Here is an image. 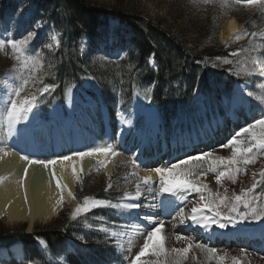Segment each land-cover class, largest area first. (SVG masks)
<instances>
[{
    "label": "rangeland",
    "instance_id": "1",
    "mask_svg": "<svg viewBox=\"0 0 264 264\" xmlns=\"http://www.w3.org/2000/svg\"><path fill=\"white\" fill-rule=\"evenodd\" d=\"M83 1L86 4H90L91 7L97 9L105 8L107 12L111 14L106 20V30L103 31L104 34H100V36L95 37L92 43H89L86 37L78 35V50L85 62L84 66L89 72V75L85 76L83 79H78V83L71 84V90L68 91L67 89L60 100L54 98V94H56V92L54 93L55 90L46 93L43 96H38L36 108L33 109V113L30 114L34 117L35 122H40L39 124H41L42 122L44 124H49V122L51 121L49 118L51 112H54L60 116L64 115L65 117V102L69 94L73 95L74 99H72V102L74 104L77 102H81L80 98L82 97V95L84 96V92L88 95V97L92 98L93 100H97L99 98L98 94L93 89V84L95 83L100 85L104 95V99L105 101H107L106 104H112L113 106L118 103L123 104V101L129 92V87L134 84H139V91L144 94L150 93L147 92V89L151 88V91L154 89V81H149V77H145L147 76V74H145L143 68L138 67L137 63H129L128 66H124V68L122 66L106 65L103 63V61L111 60L113 62L120 61L127 55V53L134 51L132 49L131 43L129 42L130 35L128 29L115 17L116 13L118 12L124 13L128 16L137 17L143 21L150 22L152 25L154 24L163 27L165 33L169 34L175 43H185L183 48H186L185 51H187L188 53H210L209 57H205V62L200 63V61L198 60L197 63L204 70H212V75L207 78V82L209 83L211 89H213V93L209 99L206 98V100L203 102H200L201 98L197 97V100L191 104L190 110L187 113L179 114L180 116H177L179 120V125L178 127H174L175 129H172V136L177 130L181 133L182 131L186 130H195L197 125H201L205 120L210 121V118L212 116H215V114L217 113L219 116L225 114V110L221 108L220 103L223 97H226L228 100L232 98L234 91L233 88L237 81L243 80L245 82H248L250 85L249 90L253 92H259L260 90H264V71H262V68H264V64L251 65L248 62L249 55H259L261 57H264V41H262L260 37H257L254 42H251L252 38L250 36H247L238 41L234 39L226 45L223 43L224 46H222L221 50H226V54H222L223 51L217 49L216 47H213L211 43L205 46V44L202 43L203 41L198 42L202 38V36H204V34H206L207 32L209 33L211 31L212 21L215 24H220V27L221 25H223L222 23L225 22L224 20L228 19L230 16L235 17V19L242 25V32L245 30L249 33H251L252 31H256L258 33L264 31V15L251 8L247 9L246 7L234 5L229 9L221 10L217 5L214 4H210L207 6L203 4L194 5L192 3V0ZM21 13H23L22 17L20 15ZM18 19H22L23 24L17 29L14 27V25ZM59 21L60 19L58 9L55 8L52 14L49 0H0V34L3 33L4 22H7V26L9 28V32L7 33V35L14 36L15 38H21L25 30L30 27L31 24H35L36 22L42 23V28L39 30V36L34 41H32L31 44L35 50L42 51L43 53V67L40 71L43 74V80L46 79V81L44 82L50 84L54 82L55 85H57V81L55 78H53L54 74L52 73V71L53 55L56 52L57 45L54 42H51L49 37L53 33H58L59 40L62 39L64 42H69L72 39H77V37H73L71 31H69L64 24H60ZM198 29H202V32H200V30ZM219 36L216 35L218 42L220 41L218 39ZM211 37L212 33L210 38H206V41H211ZM82 42L84 45L83 52L81 51ZM46 43H52V47H45L44 45ZM110 45L119 48L120 54L110 57L105 56L103 53H101L100 50L104 46L108 47ZM253 47H258L259 50L257 52L252 53L246 51ZM75 51L77 50L73 46L68 49L69 53H76ZM233 52L238 53V55H231V53ZM10 55L11 50L7 47L3 51H0V101L5 98L6 82L9 84L12 83V78L18 75L15 70L11 69L13 61L10 59ZM69 57L73 59V56ZM153 57V54H150V56L145 61V64L149 66V70L151 71H153L155 67L157 68V63L155 60V66L148 64L149 58L153 59ZM225 58L232 60L233 63L224 64L223 60ZM69 61L70 66H72L73 61L70 59ZM245 68H247L248 71L251 72V74H247ZM71 73L75 75V69ZM153 73L156 72L153 71ZM237 73H239V75H237ZM66 75L68 76L69 74ZM88 77L92 78L88 79ZM182 80V77L178 78V82L176 83H179L182 86ZM181 86H176L177 95L179 94ZM26 95H28L27 91L21 93V98H24ZM172 97H174L175 99L176 96ZM78 99H80V101H78ZM250 100L252 102L253 110L259 117L261 115V110L264 109V104H261L260 101L255 100L253 98H251ZM166 102L170 103V100L167 99ZM0 107H2V103H0ZM144 107L151 111L156 110L157 113H159V110L155 107V105L151 104L149 101L145 102ZM164 114L166 118L165 123L168 127L169 123L167 119L169 116H176L175 109L170 107L167 113ZM87 116L90 117L88 113ZM238 116L237 117L238 120H240V124L243 122V125L241 124V127L253 122V120L251 119L248 120V118H246L247 116H245L243 112H240ZM160 118L164 124L163 118ZM84 122V119L82 121V118L80 119L78 117L74 125H80L84 127ZM67 123L68 121L66 120V124H64V126H68ZM98 124L99 117L92 118L89 124L90 135H88L87 138L85 137L86 142L88 143V147H85L83 144H80L79 147H83V150L78 147L80 149H78V151H89L93 148V142L95 141L99 133ZM143 125L144 122H142V120H139L138 126L142 128L141 126ZM18 126V129L23 132V125ZM50 137L52 136H48V139H46L47 137L43 138V141L41 140V142L45 143L49 140ZM6 138L7 139H5L4 137V141L6 142H4V144L13 146L11 144V140L8 137ZM71 138L72 137H69V139ZM225 139L227 140L226 137ZM225 139L222 141L221 139H219V141H217V143H214L213 146L209 147V149L216 148V155H221L225 157L229 156L231 154L229 149H218V146L221 143L226 142ZM1 140L2 141H0V145L1 143H3V139ZM6 140H8L9 143ZM47 144L48 143H46L44 147V154L46 152L45 150H47ZM22 149L24 148L22 147ZM39 149V152H43L42 148ZM29 153L30 152H28V155L30 156ZM47 155L48 154H46V156ZM121 155L118 156L117 159H115L116 161L114 160L115 163L113 164V168L109 173L106 172L105 169H96L80 179L74 178L75 188L74 192L72 193L73 196H70L72 200L68 203H63L58 214L52 217L51 219L47 220L40 215L33 216L34 213H32L30 217H32L34 221L33 224L30 225L29 221L9 220L8 217L13 216L14 213L0 217L1 237H3V234L6 233L29 234L35 231L40 232L42 230L52 228L57 224L62 225L63 221H65L63 225L64 229H67V232H65L64 234L68 233L70 238V240H66L64 242L53 240L51 242L52 248H49V251L46 252L45 250L47 245L45 243L41 244L40 241L42 240H39L36 248L37 254L33 260H27V254L23 246V261L17 262L14 259H10L7 262L0 261V264H57V261H59L60 264H68V261H66L63 257L65 256V254L76 257V250L79 253H87L88 250L96 251L95 249L99 247V244H103L105 248L101 250L102 254L98 258L94 257L90 260V264H128V258L139 251V247L143 243V236L146 235V232H144L143 235L138 236L134 234L135 236H133V246L131 247V251L127 250V237L125 238V241L123 243L124 250L118 248L117 250L113 251L107 245V237L101 235V233L104 232L98 230L100 229L101 225L109 228H114L116 226L121 225L119 223L127 221V213L121 214L115 209L107 208L93 209L91 212L80 214L76 217V219H72L73 212H75L78 205L83 203L85 197L99 199L97 198L98 195H100V193H104L108 194V200H111L113 203H116L119 202L120 198L123 196V193L125 191L133 193L135 192L136 178L130 175V173L134 171L132 166L126 163L127 159L130 156L126 153H122ZM87 157L90 161H93L94 156ZM29 158L33 159V157ZM48 159L50 158L44 157L40 160L47 161ZM261 168H264V159L258 160L255 165H249L247 167V175L239 176L238 181L235 185L231 184V182L229 181H224L223 186L218 188L215 182L214 173H208L205 182L208 184L209 188L213 192L217 190L223 192L224 188H227L228 194L231 195L233 191L239 193L242 186H250L252 182V173L258 172ZM53 172H55L53 166H50L48 169H45L44 166L40 164L39 169L36 172L37 174L34 180H32L33 184L35 186H39L43 181H45V179H52ZM55 174L56 178L60 181L61 179L58 173L55 172ZM136 174L137 177H143L137 172ZM24 177L25 173L23 172V178ZM110 177L112 188H110L108 191H105V188L110 182ZM6 181L7 179H2L0 180V183ZM129 181H132V183H129ZM153 183H158V180H153ZM62 187L65 190L69 189L65 185ZM260 192L261 189H257V195H259ZM142 193L144 195V199H142L143 205L158 204V201L160 199H164L163 197L153 199L152 194L147 191H143ZM20 197H24V192L22 189L20 190V195L17 193V196H15V203L20 201ZM167 199L174 200L175 198L168 197ZM187 199H195V194H192ZM261 202H264V199H262ZM191 206L192 205L190 203H187V201L181 202L179 200H176L175 205L173 206L176 209H172V211L168 210V206H157L155 208L149 207L148 209H146V211L150 213V215L146 217H151L153 219V224L158 223L159 221H164L163 232L168 236L167 246L169 248L183 246L182 242L178 243L174 239L175 234H181L191 237L197 243H203L205 245L215 247L220 252V254L227 253L228 259L226 260V264H231L232 256L238 257L241 261V264H264V239L261 241L258 239L247 240L249 242L246 241V236L249 234L253 235L254 237L262 233L264 234V220H248L244 221L243 223L237 224L235 227L229 225V227L226 229H218L213 225L211 231L212 234L217 233L229 236L231 238L234 236H239L241 234L244 238L238 241H236L237 239H235L233 240V242L230 241V243L225 245L222 242L217 241L215 242V244H208V242L204 241L202 237H192V233L195 230L194 228H200L197 227V225H193L190 220L186 221L185 224L190 223L191 228L186 231L181 229V224L179 223V217L177 216V213L181 207L185 208V211L187 212L191 208ZM170 207L171 206H169V209ZM143 208L145 207L140 208L141 212L144 211ZM21 212L25 214L24 208L20 211L19 215H23ZM101 216L104 218L103 220L97 219V217ZM120 219H123L124 221H121ZM112 223H114L115 226H112ZM149 225V227L152 226V224ZM173 225H175V227H173ZM200 230L202 231L203 229ZM128 231L130 235H132L131 230ZM202 232L205 231L203 230ZM205 233L210 234L209 232ZM50 249L51 251H53L54 257L49 254ZM257 249L259 250L257 251ZM241 250H243V255L241 254ZM196 255L197 260L194 262V264H215L214 261H209L206 255H201L199 252H197ZM91 257L93 256L91 255ZM189 264H193V262L189 261Z\"/></svg>",
    "mask_w": 264,
    "mask_h": 264
},
{
    "label": "snow or ice",
    "instance_id": "2",
    "mask_svg": "<svg viewBox=\"0 0 264 264\" xmlns=\"http://www.w3.org/2000/svg\"><path fill=\"white\" fill-rule=\"evenodd\" d=\"M192 3L205 6L214 4L221 10L239 5L251 8L264 15V0H192ZM20 15L22 17L23 13ZM22 24V19H18L14 27L18 29ZM41 28L42 23L36 22L25 30L21 38H15L7 35L9 28L7 22H4L3 33L0 34V51H3L6 47L11 50L10 59L13 61L11 69L18 73L17 76L12 78V83L6 82L5 98L0 101L2 103V107H0V126L5 127L9 135L14 134L16 126L27 120L29 114L33 113L38 96L52 92L56 87L54 84L44 82L43 74L40 71L43 67V53L35 50L31 44L39 36ZM247 36L252 38L251 42H254L257 37L264 41V31L249 33L245 30L239 32L234 39L238 41ZM49 39L59 46L58 33L51 34ZM44 46L51 48L52 43H46ZM258 50V47H253L246 51L252 53ZM81 51H84L83 42L81 43ZM231 55L236 56L238 53L233 52ZM248 62L251 65L264 64V57L249 55ZM223 63L231 64L233 61L225 58ZM148 64L155 66L154 59L149 58ZM245 71L247 74H251L247 68H245ZM262 71H264V68H262ZM91 78L88 77V79ZM70 90L69 88L68 91ZM26 91L28 95L21 98V93ZM150 91L151 88L147 89V92ZM244 95L245 93L241 92L242 99ZM246 95L264 104V90L259 92L249 90ZM218 149H229L231 154L227 157L216 155V148L199 150L170 163L168 166L151 169L159 177L156 184L153 183L151 175L137 177L134 171L130 173L132 177L136 178L134 193L125 191L119 202L116 203L106 199L85 197L83 203L78 205L75 212H73L72 219H76L80 214L91 212L93 209L107 208L115 209L120 213H127L128 219L124 224L114 228L102 226L99 230L112 238L127 237L128 251H131L133 246V235H130L128 230L130 229L131 233L137 236L146 232L139 251L128 258V264H189V261L194 264L197 260V252L206 255L207 259L214 261L215 264H226L227 253L220 254L215 247L197 243L189 236L175 234V241L182 242L183 246L169 248L167 246L168 236L163 232L164 221L153 224L152 218L146 217L149 224H152L151 227H148L146 224L138 223V219H140L138 212L133 215V210L141 207L174 206L175 201L179 200L181 202L187 201L192 205L187 212L183 207L179 209L177 213L179 223L185 224L186 221L190 220L193 225H197L209 233H211L213 225L218 229H226L229 225L235 227L237 224L248 220H264V202H261L264 199V168L252 173L250 186L242 187L239 193L233 191L231 195L228 194L227 188H224L223 192L219 190L213 192L205 182L208 173H214L218 188L223 186L224 181H229L235 185L239 176L247 175L249 165H255L258 160L264 159V109L261 110L259 118H254L253 122L240 127L226 142L221 143ZM4 154L7 155L6 152ZM94 155L108 159L120 156L121 153L107 145L95 147L89 151H77L72 155H65L59 160L60 163H63L71 161L73 157L83 158ZM20 158L27 160L29 164H42L45 169L57 163V160L31 159L23 155ZM98 163L104 166L105 160H99ZM126 163L131 165L133 169L138 167L137 160L132 157H129ZM24 173L26 176L27 168L24 169ZM72 174L77 177L75 167L72 168ZM52 179L56 180V186L60 189L61 184L56 178L55 172L52 173ZM129 183H132V181H129ZM20 184L23 187V178ZM110 188H112L111 177L105 191ZM257 189H261L259 195H257ZM143 191L152 194L153 199L158 197L164 199H160L158 204L142 205L137 201H139ZM192 194H195V199L188 200L187 198ZM69 196H73V194L69 192ZM168 197L175 199L169 200ZM242 209L243 211H241ZM97 219L103 220L104 218L101 216ZM209 239H211V235ZM40 243L43 244L44 241H40ZM119 248L124 250V245L120 244ZM241 254L243 255V250H241ZM231 264H241V261L238 257L232 256Z\"/></svg>",
    "mask_w": 264,
    "mask_h": 264
},
{
    "label": "bare ground",
    "instance_id": "3",
    "mask_svg": "<svg viewBox=\"0 0 264 264\" xmlns=\"http://www.w3.org/2000/svg\"><path fill=\"white\" fill-rule=\"evenodd\" d=\"M242 30V25L235 19V17L230 16L220 28V36L218 38L220 42L226 45L234 40V37L239 32H242ZM100 51L105 56L110 57L120 54L119 48H116L115 46L113 47L112 45L111 47L104 46ZM249 89L250 85L248 82L243 80L237 81L234 85L232 98L228 100L226 97H223L220 103L221 108L225 110L224 116H219L217 113L210 118V121H203V123L198 126L197 130L195 129L191 132H185L184 134L178 132L176 136L172 138L171 143H160L159 141H156V127L159 115L156 110L151 111L146 109V107L143 106L141 97L136 95L133 97V101L130 105V112L128 114H123L117 106L93 100L85 94L84 96L82 95L81 102L74 104L72 102L74 97L72 94H69L65 102V117L51 112L49 115L51 120L49 124H44L43 122L39 124L40 122H35L34 117L29 114L27 120L18 124L23 125V132L18 129L19 126L17 125L16 132L12 135L8 134L5 127L0 126V141L3 139V143L0 145V180L7 179L6 182L0 183V217L14 213L13 216L8 217L9 220L29 221L30 225H32L34 221V219L30 217L32 213H34L33 216L40 215L49 220L58 214L63 203H68L72 200L69 196V192H74V178L80 179L96 169H105L106 172H111L117 157L106 159L103 156L94 155L93 161H90L88 157H73L71 161L60 163L59 158L77 152L81 147H79L80 144L88 147L86 138L90 135L89 124L92 118L99 117V133L93 142V148L110 145L119 153L124 154L127 152L132 158L140 157V159H142L147 165L133 169V171L142 176L151 175L152 181L159 180V177L155 172H152L151 169L168 166L170 163L176 162L178 159L185 157L188 154H193L199 150H208L209 147L213 146L214 143H217L219 139L222 141L225 137L227 139L230 138L239 130L243 123L240 124V120H238V112L243 111L245 116L251 120L259 118L253 110L252 102L250 100L251 98L246 95ZM241 92L245 93L243 99L241 98ZM87 113L90 117L87 116ZM78 117L85 120L84 127L74 125ZM140 118H143L145 123L151 124L150 131L148 128L144 129V127L140 128L138 126ZM66 120L68 121V126H64ZM122 121L124 122L122 123ZM121 126H125V128L130 130L129 137L119 132ZM48 136L52 137L48 140L47 150H45L46 152L44 155L48 154L47 157L50 158L48 160H57V163L52 166L61 179L60 184L62 185L60 189L57 188L56 180L53 179H45L42 183L40 182L41 184L39 186H35L32 180L35 172L34 166L36 164H29L27 160H22L20 158L22 155L28 157V152H30L29 154L32 155L31 157L36 159L35 156L40 150L39 148L42 143L41 140L43 141V138L46 137V139H48ZM4 137L5 139L8 137L13 146L4 144ZM69 137L72 138L69 139ZM143 139L149 140L146 147L143 145ZM130 140L133 141V143L130 144ZM6 141L9 143L8 140ZM22 147L24 149H22ZM177 148L178 151L174 150ZM5 152L7 155L4 154ZM99 160H105L104 166H101L98 163ZM73 167L76 168L77 177H74L72 174ZM25 168H27V174L23 178ZM22 178L23 187H21L20 184ZM64 185L69 189L65 190L62 187ZM21 189L24 192V197H20L21 202L18 201L15 203V196H17V193L20 195ZM23 208L25 214L21 212L23 215H19ZM143 209V212H141L140 209L133 210V215L138 212L140 214L138 223L146 224L149 227L150 225L146 216H149L150 213L146 211L148 208ZM172 209H174L173 206L170 207V210ZM126 219H128V216ZM112 226H115V224L112 223ZM189 228H191L190 223L181 224V229L184 231ZM194 229L192 237H202L204 241L208 242V244H215L217 241L222 242L225 245L231 240V238L226 235L217 233L208 234L202 232L203 230L201 231V228ZM132 235L135 236L133 233ZM210 235L211 239H209ZM234 237H232V239H237L236 241L244 238L241 234ZM246 239H258L261 241L264 239V234H259L256 237L249 234L246 236ZM258 250L259 249H257V251ZM21 253L22 250L20 243L17 242L11 245L8 250V254H10V256H8L9 260L14 259L17 262H21ZM3 255L7 258L5 249L2 250L0 259ZM1 260L3 262L7 261L5 259Z\"/></svg>",
    "mask_w": 264,
    "mask_h": 264
},
{
    "label": "trees",
    "instance_id": "4",
    "mask_svg": "<svg viewBox=\"0 0 264 264\" xmlns=\"http://www.w3.org/2000/svg\"><path fill=\"white\" fill-rule=\"evenodd\" d=\"M49 2L52 14L55 8L58 9L59 23L64 24L65 27L71 31L73 37H77V39H72L69 42H64L60 39V44L53 55L52 73L54 74L53 78L57 81V85L52 82V84L56 86L54 91L56 94H54V97L60 99L64 91L71 84L77 83L78 79L89 75V72L84 66L85 62L78 50L79 36L82 35V37H86L89 43H92L95 37L104 34L103 31L106 30V20L111 14L108 13L105 8L97 9L91 7L90 4H86L83 0H49ZM115 17L128 29L130 35L129 42L134 51L127 53L126 57L120 61H103V63L106 65L122 66L123 68L124 66H128L129 63H137L138 67L143 68L145 74H147L145 77H149V81L155 82V88L149 95L142 93V96L145 99H148L150 96L151 102L155 104L162 113H167L170 107L178 110L179 108H186L192 95L197 90L207 98L211 96L213 89L209 86L207 78L212 75V70H204L197 63L198 60L200 63L205 62V57H209L210 53H188L185 51L186 48H183L185 43H175L172 37L165 33L164 28L161 26L152 25L150 22L143 21L134 16L125 15L121 12L116 13ZM219 25L220 24H215L212 21L211 31L204 34L198 42L203 41L202 43H204L205 46L211 43L213 47L221 50L222 45L216 38ZM198 30L202 32V29ZM211 33V41H206L207 37L210 38ZM72 46L77 50L75 51L76 53L68 52V49ZM221 51H223L222 54L227 53L226 50L222 49ZM150 54H153V59L157 63L156 73L149 70V66L145 64ZM69 56H73V59ZM69 59L73 61L72 66H70ZM74 69L75 75L71 73ZM66 74L69 75L67 76ZM181 77L183 78L182 86L176 83L178 82V78ZM44 81H46V79H44ZM176 86H181L178 95L176 94ZM93 88L104 98L99 84H94ZM133 89H139V84H134L129 87V92L125 97L126 103L129 102ZM172 96H176L175 99ZM167 99L170 100V103L166 102ZM97 198L107 199V194L100 193ZM63 223H65V221H63ZM63 223L62 225L57 224L52 228L40 232L35 231L29 234H3V237L0 236V247L7 248L19 241L25 248L27 260L31 261L37 254L36 248L39 240L44 241L47 245L45 252L49 251V248H52L51 242L53 240L63 242L70 240L69 234H64L67 232V229H64ZM103 248L104 245L99 244L97 251L88 250L87 253H79L76 250V257L71 255L67 256L68 264H90L91 259L94 257L98 258L102 254L101 250ZM49 254L54 257L51 249ZM91 255L93 257H91Z\"/></svg>",
    "mask_w": 264,
    "mask_h": 264
},
{
    "label": "water",
    "instance_id": "5",
    "mask_svg": "<svg viewBox=\"0 0 264 264\" xmlns=\"http://www.w3.org/2000/svg\"><path fill=\"white\" fill-rule=\"evenodd\" d=\"M219 31H220V29H219ZM219 31H218V36H219ZM241 211H243V209L241 210ZM1 253H2V251H1ZM5 253L7 254L8 253V251L7 250H5ZM4 257V255L2 256V258Z\"/></svg>",
    "mask_w": 264,
    "mask_h": 264
}]
</instances>
